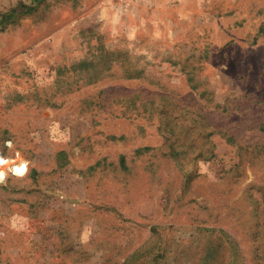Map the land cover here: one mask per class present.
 Returning a JSON list of instances; mask_svg holds the SVG:
<instances>
[{
	"label": "rangeland",
	"instance_id": "374dc122",
	"mask_svg": "<svg viewBox=\"0 0 264 264\" xmlns=\"http://www.w3.org/2000/svg\"><path fill=\"white\" fill-rule=\"evenodd\" d=\"M0 175V264H264V0H0Z\"/></svg>",
	"mask_w": 264,
	"mask_h": 264
},
{
	"label": "trees",
	"instance_id": "16d2710c",
	"mask_svg": "<svg viewBox=\"0 0 264 264\" xmlns=\"http://www.w3.org/2000/svg\"><path fill=\"white\" fill-rule=\"evenodd\" d=\"M123 159H124V156L121 155V156H120V159H119V160H120V165H121V166H123Z\"/></svg>",
	"mask_w": 264,
	"mask_h": 264
},
{
	"label": "clouds",
	"instance_id": "9594fccd",
	"mask_svg": "<svg viewBox=\"0 0 264 264\" xmlns=\"http://www.w3.org/2000/svg\"><path fill=\"white\" fill-rule=\"evenodd\" d=\"M3 177H2V175H0V179H2Z\"/></svg>",
	"mask_w": 264,
	"mask_h": 264
}]
</instances>
